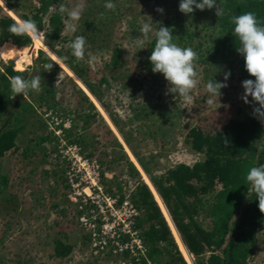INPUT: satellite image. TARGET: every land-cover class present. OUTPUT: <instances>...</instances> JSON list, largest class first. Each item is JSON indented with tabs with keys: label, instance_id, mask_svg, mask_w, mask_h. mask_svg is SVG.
<instances>
[{
	"label": "rangeland",
	"instance_id": "obj_1",
	"mask_svg": "<svg viewBox=\"0 0 264 264\" xmlns=\"http://www.w3.org/2000/svg\"><path fill=\"white\" fill-rule=\"evenodd\" d=\"M9 1L14 3L13 6L18 9V13L29 15L30 7L36 4L35 0ZM60 2L61 0H58V3L52 4L49 14ZM112 2L115 4L114 10L104 8L105 0H63L68 9L79 4L83 6V10L76 24V31L62 32L70 41L77 35L84 36L85 57L79 61L75 58L70 59L71 63L85 73L109 107L105 108L80 78L61 61L67 69L59 64L62 72L54 75L53 83L57 87L55 98L57 104L60 107L65 106L67 110L50 108L54 115L71 121V130L67 138L78 143L98 166L96 173L99 189L93 191L91 198L95 206L80 208L78 204L69 201L66 165L57 155L58 138L55 136L54 142H39L40 137L51 133L48 124L51 117H45L50 109L44 110L43 106L35 104L37 115L30 118V123L18 137V149L0 159V175L7 177V184L4 187L0 183V264H127L132 255L127 254L125 250H119L112 244L113 240L110 237L106 238L105 242L100 239L93 241L89 223L95 228L106 225L107 232L120 231L123 226H129L131 218L127 217L132 209L130 208L133 202L132 194L140 185L149 187L163 218L169 224L171 235L183 261L186 264L190 262L194 264V256L189 254V260L183 256L178 240L182 241L185 248L186 245L151 176L159 177L179 163L192 165L205 158L204 154L192 149L186 141L189 131L214 132L230 119L253 116V108L258 105L251 102L250 96L248 104L240 99L243 88L238 78L239 73H236V76H229L227 87L220 90L222 95L217 102L207 103L204 84L211 78L223 82L227 65L223 60H221L223 68L217 69L210 59L204 58L205 61H202L198 55L195 61L198 84L192 90V101L188 104L183 103L178 96L166 94L168 85L162 74L151 71L148 42L151 41L157 27L163 26L168 19L171 23H178L187 30L194 31L195 36L190 39V35H187L185 40L193 49L197 43L210 40L211 34L216 31L215 8L203 11L194 9L193 13L186 16L178 11L179 0H112ZM4 4L20 21L23 20L5 2ZM0 6L11 15L2 4ZM158 8L163 9V12L156 11ZM46 17L47 15L44 16V20ZM86 17L95 22L102 20L105 23L101 34L91 35L96 39L94 43L96 48L90 41V29L85 28L82 22ZM62 18H65L64 14ZM149 18L153 23V33L141 45L143 37L139 29L143 23L149 22ZM19 20L16 21L19 23ZM36 36L41 37L43 44L49 47L43 31L38 30ZM31 38V44L24 48L29 56V64L23 63V69H16L15 61L8 58L6 42H0V61L5 65L11 61L14 69L26 70L33 74L34 62L39 51L52 58L35 44L32 36ZM175 43L180 46L179 42ZM63 44H58L60 52L70 58ZM206 44L207 42L203 43L204 46ZM113 45H117L121 51L122 62L117 65H113L111 59ZM2 67L0 64V69ZM69 70L86 86L99 104H96L95 99L90 97ZM66 76L72 78L90 99L98 113L96 116H92L94 110L80 99L79 94L76 92L72 93L73 96L68 94L71 92V83ZM101 79H106V86L98 85ZM62 89L64 93L61 92ZM27 96L25 98L28 100ZM110 115L117 120L120 127ZM104 123L111 132H108ZM262 143L261 139L258 147H262ZM26 149L28 151L23 154ZM123 152L127 160L134 165L138 175H132L128 169ZM219 188L220 184L217 185V189ZM152 190L160 198L169 215L164 216ZM105 197L110 202L115 201L112 203V209L105 199L103 200ZM114 211L118 218L112 216L111 212ZM81 215H85L86 219L91 215L90 222L85 224L81 222L79 218ZM137 217L144 218V211L141 210ZM203 217L200 215L197 219L209 228L210 220ZM137 222L136 218L135 224L140 228ZM253 225L255 228L251 232L257 239L250 244L254 250L248 256L246 264H264V216L258 217ZM57 241L71 246V251L65 257L56 256ZM219 251L220 249L215 252L206 250L203 255L206 257L212 253H220ZM160 258L165 261L168 256ZM176 262L182 264L180 261Z\"/></svg>",
	"mask_w": 264,
	"mask_h": 264
},
{
	"label": "trees",
	"instance_id": "obj_2",
	"mask_svg": "<svg viewBox=\"0 0 264 264\" xmlns=\"http://www.w3.org/2000/svg\"><path fill=\"white\" fill-rule=\"evenodd\" d=\"M3 1L23 20L31 18L35 21L37 29L43 31L46 44L50 49L80 78L100 103L108 108V103L102 100L97 87H93L85 73L71 63L70 59L74 57L67 47L70 40L62 34L65 30L62 14L58 12L49 14L52 4L58 3V0H35L36 4L30 7V15L18 13L12 1ZM216 2L224 13L216 17L214 21L217 29L211 34L210 40L197 43L193 50L198 52L197 55L202 61L210 59L217 69L223 68L221 60L227 62L225 71H230V76H236L235 74L239 73L238 78L242 84V81L254 79V77L249 76L244 70L243 57L236 51L239 45L231 34L230 18L252 12L264 25V0H216ZM82 22L85 28L90 29V41L96 48L94 44L96 39L91 35L101 34L104 21L95 22L86 17L82 19ZM12 23L18 22L0 6V42H10L19 49L29 46L32 42L30 35L14 36L7 31ZM163 26L170 29L174 43L177 41L180 47H191L190 43H186L185 40L187 35H190L192 39L196 34L194 31L187 30L178 23H171L168 19L165 20ZM204 42H207L206 46L203 45ZM59 43L65 44L70 58L60 52ZM154 43L155 36L152 35L151 41L148 42L149 53ZM111 59L113 65L122 62L121 51L117 45L111 47ZM52 61L43 51H39L38 58L34 62L33 74L26 70L14 69L11 61L8 65L0 61L3 66L0 69V127L6 123L0 133V159L7 153L18 149V137L30 123V118L37 115L35 104L43 106L44 110L52 107L67 110L65 106L60 107L57 104L55 99L57 87L53 83L54 75L62 72V68L54 63L50 71H43L40 67L43 63ZM38 67H40L39 75L42 83L39 93L30 92L27 96L28 100L19 94L13 97L8 78L14 75L30 78L37 74ZM66 78L71 83V92L69 91L68 94L72 96L73 92L79 94L80 99L94 110L92 116H96L98 113L90 99L72 78L69 76ZM105 80L101 79L98 85L106 86ZM61 92L64 93L63 89ZM110 117L120 127L117 120L111 115ZM104 126L107 127L108 132H111L105 123ZM261 139L263 140L262 147H258ZM47 141L54 142L55 136L46 133L39 139L40 143ZM186 141L192 149L204 154L205 158L192 165L179 163L159 177L151 176L152 182L166 204L186 248L194 255V264H246L248 256L254 250L250 244L256 242L257 239L256 235L251 232L255 228L253 224L258 217L262 218L264 213L258 209V201L251 194L252 189L246 182L245 175L251 167L264 165V126L254 115L245 119H230L214 132L204 133L200 130H191L186 136ZM25 151L28 149L24 150L23 154H26ZM123 156L126 157L127 166L132 175H138L124 152ZM140 163L144 166L142 162ZM145 169L148 171L146 167ZM6 178V175H0V183L3 187L7 184ZM218 184H220L219 189H217ZM135 190L132 194V201L137 208L144 211V218L137 217V225L142 229L150 262L152 264H178L176 261H180L186 264L176 248L170 228L149 187L140 185ZM200 215L210 220L209 228L197 219ZM219 249L220 253H212L206 257L203 255L206 250L215 252ZM70 251V245L57 241L56 256L65 257ZM165 255L168 259L164 261L160 257Z\"/></svg>",
	"mask_w": 264,
	"mask_h": 264
},
{
	"label": "clouds",
	"instance_id": "obj_3",
	"mask_svg": "<svg viewBox=\"0 0 264 264\" xmlns=\"http://www.w3.org/2000/svg\"><path fill=\"white\" fill-rule=\"evenodd\" d=\"M103 6L106 10L115 9V4L112 0H105ZM213 8L216 9L215 14L217 17L224 14L216 0H179L178 4V11L186 16L193 13L194 9L203 11ZM82 10L83 6L79 4L68 9L63 0L51 9L52 12L64 14V29L66 32L73 33L76 31V24L81 18ZM156 11L162 13L163 9L158 8ZM230 23L232 24L231 34L236 38L239 45L236 47V51L244 60V70L249 76L254 77V79L242 81L243 95L240 99L245 104H248V97H251V102L258 105L253 108V115L264 124V25L258 21L252 12L233 16L230 18ZM152 25L153 23L149 18V22L140 26L139 31L143 37L140 41L141 45L153 33ZM7 31L14 36H35L38 34L36 23L31 18L10 24ZM154 36V47L148 58L151 64V71L162 74L168 85L166 94L170 93L173 96H178L185 104L190 103L192 101V90L198 84V73L195 69V61L198 59L197 53L190 47H180L174 43L173 35L168 27L162 25L157 27ZM67 47L71 50L72 57L77 61L84 59L86 51L84 36H75ZM53 63L59 66V58L49 63H43L40 67H42L43 71H50ZM40 67L36 69L37 74L30 78L22 75H14L8 78L9 88L13 97L17 94L25 97L30 92L40 91L42 84L41 76L39 75L41 72ZM230 75V71H225L223 82H218L211 78L204 84L208 104L218 101V98L222 95L220 90L227 87L226 82ZM245 180L251 186V194L254 199L258 201V209L264 213V165L251 167L245 175ZM167 225L169 226L168 222Z\"/></svg>",
	"mask_w": 264,
	"mask_h": 264
},
{
	"label": "built area",
	"instance_id": "obj_4",
	"mask_svg": "<svg viewBox=\"0 0 264 264\" xmlns=\"http://www.w3.org/2000/svg\"><path fill=\"white\" fill-rule=\"evenodd\" d=\"M45 117H51L48 122L51 130L50 132L59 140L57 155L60 156L61 160H63L66 165L65 177L69 187L67 191L69 201L78 204L80 208L88 205L89 207L95 206L93 205L95 203H93L91 199L93 191H95L96 188L99 189L98 175L96 173V168L98 166L95 160H92L78 143L67 138L71 130V121L69 119L64 120L58 115H54L52 109L47 111ZM104 199L112 209V203H115V201L112 200V202H110L107 197L103 198V200ZM123 203L125 205L126 202L124 201ZM131 204L130 208L132 209H130V213L127 217L131 218L129 226H123L120 231L109 230L107 232L105 229L107 228L106 225L95 228L89 223L92 230V240L97 241L100 239L105 242V239L110 237L113 240L112 244L119 250H125L127 254L129 253L132 255L130 256L131 260L126 262L127 264H151L149 258H147V247L143 240L142 229L135 224L141 209L137 208L133 202ZM111 214L118 218L115 211L111 212ZM135 214H137L136 217ZM79 218L80 221L85 224L90 222L91 215H89L87 219L85 215H81ZM190 255L194 256L192 253H190Z\"/></svg>",
	"mask_w": 264,
	"mask_h": 264
},
{
	"label": "bare ground",
	"instance_id": "obj_5",
	"mask_svg": "<svg viewBox=\"0 0 264 264\" xmlns=\"http://www.w3.org/2000/svg\"><path fill=\"white\" fill-rule=\"evenodd\" d=\"M1 2V1H0ZM1 4L11 13V15L18 21L19 19L17 18L16 15H14L10 10L9 8L6 7V5L4 3L1 2ZM20 22V20H19ZM32 36V35H31ZM34 38V41H35V44L39 47H41L48 55L51 56L52 59H57L58 57L55 55V53L49 48L47 47L45 44H43L42 40H41V37H38V36H32ZM6 45L8 46V51H9V54H8V58H11L15 61V68L16 69H23L24 65L23 63H28L29 62V56L28 54L25 52L24 48L23 49H18L16 46H14L13 44H11L10 42H6ZM60 60V59H59ZM29 64V63H28ZM61 66L65 67L67 69V67L61 62L60 60V63H59ZM70 71V70H69ZM71 75L77 80V81H80L76 76H74L72 74V72L70 71ZM80 84L82 85V87L84 88V90L90 95V97H92L93 99H95V97L88 91V89L86 88V86L84 84H82V82L80 81ZM96 101V99H95ZM95 103V102H94ZM96 104H99L97 101H96ZM99 107V105H98ZM104 113V112H103ZM106 115V114H105ZM105 118V117H104ZM108 119V118H107ZM106 119V120H107ZM109 122L112 123L109 119ZM112 127V126H111ZM113 128V127H112ZM117 134V133H116ZM118 136V135H117ZM121 141V140H120ZM123 144V143H122ZM128 150V148H127ZM129 151V150H128ZM131 157L133 158V156L131 155ZM134 159V158H133ZM134 161V160H133ZM140 170V169H139ZM146 179V178H145ZM144 179V180H145ZM154 191V190H152ZM154 195H155V198L156 200L159 202L160 206L162 207V211L164 213V216L169 215L165 208L163 207V204H162V201L159 200L160 198L157 197L155 191L153 192ZM169 219V218H168ZM180 239V238H179ZM179 241V244H180V247H181V251L183 252V256L187 257V259L189 260L190 259V256L184 246V244H182V241L178 240ZM191 264V262H190Z\"/></svg>",
	"mask_w": 264,
	"mask_h": 264
},
{
	"label": "water",
	"instance_id": "obj_6",
	"mask_svg": "<svg viewBox=\"0 0 264 264\" xmlns=\"http://www.w3.org/2000/svg\"><path fill=\"white\" fill-rule=\"evenodd\" d=\"M2 3H4L2 0H0ZM1 5V4H0ZM6 126V123H3L0 127V133L2 132L3 128Z\"/></svg>",
	"mask_w": 264,
	"mask_h": 264
}]
</instances>
